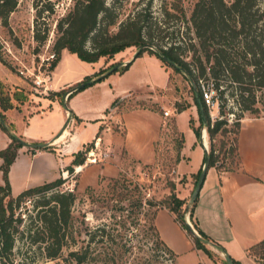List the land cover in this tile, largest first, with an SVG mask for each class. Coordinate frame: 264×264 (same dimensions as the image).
<instances>
[{"label":"trees","instance_id":"1","mask_svg":"<svg viewBox=\"0 0 264 264\" xmlns=\"http://www.w3.org/2000/svg\"><path fill=\"white\" fill-rule=\"evenodd\" d=\"M258 1L196 0L190 16L185 18L183 15V19H186L184 33L178 37H175L176 35L168 37L170 40L161 45L153 40L155 37L153 29L151 30L147 26L149 19L147 12L138 11L135 16L119 21L116 8L107 0H74L66 13L56 20L53 49L54 55L57 57L55 56L51 66H55L57 63L63 48L75 53L81 60L95 62L101 57H112L116 52L122 51L129 45L141 47L148 43L154 44L156 49L144 46L136 51L135 57L142 51L148 50L165 63L173 66L176 71L184 73L193 82L191 90L193 102L198 109L200 124L192 126L197 137H200V127L205 125L209 138H214L218 132L223 134L227 131V127L223 126L226 119L221 117L211 120L208 106L202 97L199 79L207 75L213 77L215 87L219 91V98L224 101L226 99L223 93L226 86L220 88L222 85L220 80L223 79L222 82H224V77H226L229 83L235 84L238 89L236 92L231 91L230 94L232 96L235 94L236 98L234 99H236L241 112L233 122L234 146H230L226 151L232 156L236 155V160H231V163H234L233 166H226L212 142H210L208 156L209 166L214 165L219 170L232 169L238 164L236 140L243 111L253 112L255 110L256 90L264 87V8L260 7ZM16 4L17 0H0V16L6 20L7 15ZM50 8L52 9V6ZM166 13L169 12L166 11ZM47 29L45 27L40 30L35 26L34 38L39 41L45 39ZM185 49L192 51L190 61L182 55ZM135 57L124 64H121V61L113 62L94 72L93 76L86 74L72 85L62 88V92L57 90L53 94L61 96L68 91V97H70L110 73L123 72ZM0 60L3 61L1 55ZM4 86L0 79V127L11 138L7 146L0 149L1 170L4 178V183H0V192L2 193L0 196V261L2 264L13 263L12 254L15 239L23 236H25L28 246H35L41 254L54 260L55 264H123L122 254L127 249L126 241L128 240L125 238L127 235L125 230L129 228L127 222L132 213L130 208L134 200V205L138 207L142 205L143 194L139 190H143L147 185L134 182V186L131 188L132 181L126 176L114 177L108 182L107 190L103 191L108 196L96 194V198L101 201L108 199V203L112 200L109 202L110 212L104 220L93 225L85 224L84 218H81L80 223L76 222V218L72 214V206L77 196L74 190L60 187L64 181V177L61 175L52 180L26 187L13 195L7 173L16 156L17 148L22 145V142L18 139L20 136L10 130L13 128V123L6 121L3 111L17 106V103L13 102V98L22 101L25 95L22 90H13L11 95ZM244 91H247L246 95ZM121 98V96L116 97L110 107L118 104ZM224 103H219L220 112H222ZM62 104L67 107L64 101ZM189 105L190 103L177 105V109L181 111ZM200 109L205 114V120L202 119ZM190 123L192 124V119ZM182 141L181 137L177 150L182 146ZM222 146H224L223 140L221 148ZM43 148L51 149V146L45 145ZM88 148L89 146H86L85 149ZM79 151L75 153L71 164L68 165L69 171L72 170L74 164H78V167L83 165L84 158ZM201 168L202 166L198 169L197 175ZM173 184L174 182H171V189L174 187ZM85 189L91 201L96 199L92 186L87 185ZM134 194H136V198L132 200ZM196 199L197 197L192 201L189 209L191 219H193ZM27 201L30 202V208ZM145 202L148 205L156 204L155 208L148 212L147 210H137L139 214H144L143 219L154 237L155 245L173 253L161 239L154 223V215L159 207H167L175 214L179 224L190 234L184 218L186 209L182 208L185 199L172 191L164 198L156 200L155 203L149 199H145ZM20 204L22 207L14 217L16 208ZM23 208L28 211L29 219L24 224V229L19 231L18 222L22 221L24 217ZM139 220L140 218L137 216L135 221ZM137 222H133V225ZM193 222L200 235H192L194 246L210 256V249L205 245V242L213 240L197 226L194 220ZM259 247L264 252V239L251 245L248 251ZM231 259L233 264H241L239 260ZM224 264H228L226 260H224Z\"/></svg>","mask_w":264,"mask_h":264},{"label":"rangeland","instance_id":"2","mask_svg":"<svg viewBox=\"0 0 264 264\" xmlns=\"http://www.w3.org/2000/svg\"><path fill=\"white\" fill-rule=\"evenodd\" d=\"M73 1L17 0L16 6L9 12L6 20L0 16V55L3 60L0 61L4 66L3 70L5 72L1 74L2 66L0 65V75L2 76L0 79L5 85L4 88L11 95L13 94V90H22L25 95V100L29 98L31 93L39 94L33 88L32 78L34 76L29 73L33 70L40 74L41 77L44 75L47 78V75H49V80H51V73L54 68V66H51V63L56 55H53L52 58L49 56L50 54H55L53 49L56 36L55 23L57 18L66 13L72 6ZM195 1L107 0L109 4L116 8L119 21L130 16H135L138 11L147 12L149 16L147 26L151 30L153 29L155 36L153 40L161 45L166 44V41L170 40L168 37L175 35V37H178L181 33H184L186 19H183V15L185 18L190 16ZM258 2L260 7L264 8V0H259ZM51 6L52 9L50 8ZM166 11L169 13H166ZM35 26L40 30L45 27L48 28L46 38L42 41L34 38ZM144 46L156 49L154 44L148 43L147 45H142L141 48ZM138 50V46L129 45L122 49V51L116 52L112 57H101L98 61L90 62L94 71L87 75L93 76L94 72L113 62L121 61V64H124ZM186 50L183 51L182 55L190 61L192 51ZM46 57H49V60H46ZM77 58L69 51L63 52L62 55L60 51L58 59L60 63L55 70L52 80L60 81L70 73L86 71L87 66L78 63ZM13 78H16L17 81L18 78H22L25 81V86H20V83H15ZM107 78L109 85L116 83L117 85L127 87L129 90L120 99V102L113 106L114 109L116 108L120 111L132 109L128 111L125 117L126 126L133 131L132 139L127 144L129 147L123 141V123L118 118L117 121L110 119L107 114V109L110 106L105 107L103 112L106 117L88 120L89 122L103 120L98 126L101 129L99 130V135L103 138L102 143L98 144L95 142L99 137L97 136V138L88 141L81 148L72 152L74 156L80 150L79 153L84 158V162L82 163V168H84L82 177L80 178L82 168L78 167V164H74L71 171L67 169L71 163L64 165V171L60 170L59 173V175L64 177V181L60 187L72 189L76 193L77 198L72 206V214L76 218V222L80 223L81 218H84L85 224L93 225L104 220L110 212L109 202H112V200L107 203L108 199L101 201L96 198L97 193L101 194V196H108L103 191L107 190V185L110 180L116 176H120L121 178V175H124L132 181L130 184L131 188H133L134 182L146 184L147 186H144L143 190H139L143 194L141 206L134 205V198L139 193L134 194L132 197V200H134L130 208L132 213L127 222L129 228L125 230L127 232L125 238L128 240L126 241L124 239L127 249L122 254L123 264H178L173 253L155 245L154 237L143 219L144 214H139L137 210H147V212L153 210L156 204L148 205L145 199L152 200L155 203L156 200L162 199L174 191L177 196L185 199L182 208L186 209L184 218L188 216L193 201L191 199V192L198 177L197 172L189 173V167L194 166L197 159V150L200 147L202 148L200 141L203 140L204 129L206 130L208 151L210 142H212L216 147V151L219 152V157L224 160V164L226 166L234 165L233 162L231 163V160L235 161L236 155L232 156L226 151H228L230 146H234L235 134L233 131V122L238 116V113H241L238 108V103L234 99L236 98L235 94L233 96L230 94L231 91L236 92L238 89H236L235 84H230L226 77H224V82H222L223 79L220 80L222 84L220 88L226 86L225 92L223 93L226 100L221 101L218 95L219 91L216 89L217 102L213 106H209L208 110L212 121L221 117L226 119V123L223 126L227 127V131L223 134L218 132L214 138H209L206 126L202 125L200 127V137H197L192 125H199L200 119L197 106L193 102V93L191 90V83L193 82L184 73L176 71L173 66L162 61L156 54L144 50L132 60L126 70L110 73L100 81L106 80ZM199 81L201 85V83L206 84L209 81L215 82V79L207 75L202 76ZM60 91L61 89L58 90V92ZM54 92H57V90L49 91V95L53 96ZM244 92L246 95L247 91ZM68 93V91L65 92L64 97H68ZM24 100H15L13 98V102L16 103H22ZM220 102H225L222 107V112H220L219 108ZM187 103H190L188 107L178 111L177 105ZM134 108H139L140 110H133ZM141 108L150 109L151 111H146ZM254 108L255 110L253 112L243 111L242 116L264 115V87L256 90ZM55 110H57L56 106L49 108V118L55 116ZM211 114L213 115L212 117ZM157 118L160 119L158 125L159 133L157 139L154 141L153 158L144 161L145 158L151 155L150 143L147 137L143 136L140 132L137 134L134 132L136 129L134 122L146 123L149 126H153ZM76 119V126L80 129L85 128L87 130L88 128L89 130L90 125L84 122L82 118L76 115ZM191 119L192 124L190 123ZM188 129L191 130V135H189ZM181 137L183 141L180 147L182 150L180 155V149L177 150V148ZM222 140L224 146L221 148ZM51 146L52 148L53 146L56 147V145ZM86 146H89V148L85 149ZM110 159L115 161L118 168V172L113 176L105 175L103 170L100 171L102 169L101 165L106 162L105 160ZM20 170L24 171L25 168H20ZM1 178L2 180L0 182L4 181L2 170ZM171 182H174L172 189L170 187ZM87 185L94 188V198L96 199L93 201H91V198L86 192L85 188ZM10 190L13 195L19 191L14 192L11 188ZM1 194L0 192V196ZM27 204L30 208L29 201H27ZM21 207L22 204L16 208L14 217L17 216V212ZM22 212L24 217L22 221L18 222L19 231L24 229V224L29 219L27 215L28 211H25L23 208ZM137 216L140 218L138 222L135 221ZM189 221L197 231L193 219L189 218ZM133 222L137 223L133 225ZM185 230L187 231V229ZM192 235L190 232L189 236L191 238ZM205 245L210 249V256L207 255V259L198 264H224V254L215 246V242L207 241ZM262 250L259 247L249 252L251 257L259 264H264V252ZM12 256L14 259L12 264H55L54 260L41 254L35 246H28L25 236L15 239ZM0 264H2L1 261Z\"/></svg>","mask_w":264,"mask_h":264},{"label":"crops","instance_id":"3","mask_svg":"<svg viewBox=\"0 0 264 264\" xmlns=\"http://www.w3.org/2000/svg\"><path fill=\"white\" fill-rule=\"evenodd\" d=\"M65 51L68 50L63 48L61 55ZM73 54L77 58V55ZM77 59L78 63L87 66L86 71L84 70L85 74L94 71L90 62ZM59 63L60 60L52 70L51 80L49 75L46 78L48 88L44 92L31 93L22 103H17V106L3 111L7 121L13 123V128L10 130L22 140L45 141L49 146L56 145L53 148L51 146V149L31 148L24 144L17 148V154L8 171L9 185L14 192L18 190L20 192L26 187L59 176L60 170L64 171V165L71 163L74 157L72 152L88 141L99 136L95 142L102 143L103 138L99 135L101 129L98 126L103 120L96 122L88 120L106 117L103 109L109 107L116 97L120 95L123 97L129 92L127 87L122 85L116 83L109 85L107 78L70 97H64L65 93L61 96H51L49 91L66 88L84 76V72L70 73L60 81L52 80ZM0 65L3 74L5 72L1 61ZM13 80L15 83H20V86H25L22 78H18V81L16 78ZM63 101L67 107L62 105ZM53 106H56L57 110L55 116L49 118V108ZM141 109L151 111L146 108ZM130 110L120 111L110 107L107 112L110 119L117 121L118 118L123 123V141L126 145L130 143L133 132L125 124V117ZM76 115L90 125L89 130L76 126ZM65 117L67 118L64 121ZM159 120L157 118L153 126L134 122L136 128L134 132L136 134L140 132L150 143L151 155L144 161L153 158L154 141L159 133ZM188 133L191 135L190 129ZM10 141L9 134L0 127V149L7 146ZM236 149L238 164L232 169L219 170L214 165L207 168L192 218L197 226L213 242L223 247L231 258L239 260L241 264H259L251 257L248 248L264 239V115H246L241 118ZM181 151L180 149V155ZM197 151L196 163L193 167H189V173L197 172L202 165L204 151L201 147ZM105 161L103 165L100 164L102 166L100 171L103 170L105 175H115L118 172L115 161L111 159ZM20 168L25 170L22 171ZM83 171L84 168L81 169L80 178ZM0 180H2L1 170ZM187 218H190L189 213ZM154 223L161 239L172 250L178 264H198L207 259V254L194 246L191 236L167 207L162 206L156 210Z\"/></svg>","mask_w":264,"mask_h":264},{"label":"water","instance_id":"4","mask_svg":"<svg viewBox=\"0 0 264 264\" xmlns=\"http://www.w3.org/2000/svg\"><path fill=\"white\" fill-rule=\"evenodd\" d=\"M147 45V44H145ZM141 48V47H139ZM136 54V53H135ZM135 54L133 55V57H135ZM132 57V58H133ZM200 114L202 116V119L205 120V114L203 112L202 109H200ZM18 139L22 142V145H26L28 147H31V148H40V147H43L45 145H47L48 142H45V141H24L22 140L21 138L18 137ZM201 146L203 148V151H204V161H203V164H202V168L198 174V177L196 179V182H195V185L192 189V192H191V199L194 200L198 193H199V190L201 188V185H202V182L205 178V174H206V171H207V168L209 167V156H208V148H207V142H204L203 140L201 141ZM185 221L187 223V226H188V229L189 231L193 234V235H196V236H200L199 233L195 230V228L191 225L189 219L187 218V216L185 217ZM215 246L224 254V257H225V260L228 264H233L232 263V259H231V256L226 252V250L221 247L220 245L216 244L215 243Z\"/></svg>","mask_w":264,"mask_h":264},{"label":"built area","instance_id":"5","mask_svg":"<svg viewBox=\"0 0 264 264\" xmlns=\"http://www.w3.org/2000/svg\"><path fill=\"white\" fill-rule=\"evenodd\" d=\"M54 54H50L49 57H53ZM49 57H46V60H49ZM45 60V59H44ZM45 60V61H46ZM49 65V64H48ZM30 74H32L34 77L32 78V82H33V88L37 93H42L44 92L48 86L46 84L47 79L46 77H44V75L41 77L40 74H38L37 72H34V70L32 72H29ZM27 75V74H26ZM48 76V75H47ZM42 87V88H39ZM201 90H202V97L204 99V102L206 103V105L209 106H213L217 100H216V87L214 86V82L213 81H209L206 84L201 83ZM209 111V110H208ZM210 114V113H209ZM213 115L211 114V117ZM95 159V158H94Z\"/></svg>","mask_w":264,"mask_h":264},{"label":"bare ground","instance_id":"6","mask_svg":"<svg viewBox=\"0 0 264 264\" xmlns=\"http://www.w3.org/2000/svg\"><path fill=\"white\" fill-rule=\"evenodd\" d=\"M206 138H207V137H206V130L204 129V131H203V139H204L203 141H204V142H206Z\"/></svg>","mask_w":264,"mask_h":264}]
</instances>
